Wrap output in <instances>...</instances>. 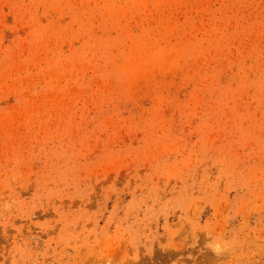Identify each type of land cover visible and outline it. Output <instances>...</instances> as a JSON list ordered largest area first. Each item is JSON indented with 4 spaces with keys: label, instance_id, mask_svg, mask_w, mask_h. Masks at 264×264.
<instances>
[{
    "label": "rangeland",
    "instance_id": "obj_1",
    "mask_svg": "<svg viewBox=\"0 0 264 264\" xmlns=\"http://www.w3.org/2000/svg\"><path fill=\"white\" fill-rule=\"evenodd\" d=\"M0 264H264V0H0Z\"/></svg>",
    "mask_w": 264,
    "mask_h": 264
}]
</instances>
